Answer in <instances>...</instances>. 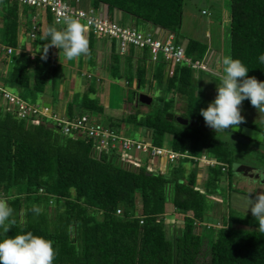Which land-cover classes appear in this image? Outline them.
I'll use <instances>...</instances> for the list:
<instances>
[{"label":"trees","instance_id":"obj_1","mask_svg":"<svg viewBox=\"0 0 264 264\" xmlns=\"http://www.w3.org/2000/svg\"><path fill=\"white\" fill-rule=\"evenodd\" d=\"M84 1L90 5L85 6ZM184 4L185 0H80L83 8L92 6L124 26L158 29V34L150 32L156 37L162 31L173 34L175 43L185 46L188 58L202 61L208 45L196 39L184 42L180 32ZM31 10L35 12L0 1V43L22 50L0 58L7 66L0 85L25 100L46 94L49 84L55 91L57 77L56 68H51L53 47L47 59L41 58L43 45L50 43L40 32L41 22L29 48L20 45L21 28L27 33L31 29ZM119 12L123 20L115 17ZM22 17L28 20L23 22ZM46 20L48 29L54 23L50 11ZM229 38L230 57L247 67L249 77L264 82V64L258 59L264 54V0H230ZM96 43L91 35L89 62ZM110 75L132 90L130 102L142 87L152 90L158 85L162 94L157 103L153 99L146 105L148 112L141 113L139 107L145 104L138 103L126 117L115 118L105 116L106 108L99 97H92L96 91L91 87L67 103V118L89 116L91 124L100 123L124 137L132 127L145 132L144 141L162 147L169 139L174 151L188 155L179 158L176 162L180 164L171 171L168 164L174 162H167L163 171L150 172L147 159L139 167L124 163L113 151H99L87 135L64 133L51 118L39 116L35 124L28 123L5 106L0 91V198L7 200L13 209L10 220L16 221L9 224L7 237L31 232L51 240L56 250L53 264H200L205 252L210 264H264V233L256 231L254 217L231 212L220 228L205 224L212 210L209 202L218 204L216 197H220L225 176L230 178L241 162L230 143L207 128L200 115L202 107L209 106V98L203 94L209 87L217 91L219 77L212 70L185 63L172 66L162 56L153 63L148 48L132 46L125 56L112 47ZM179 103L185 104L181 116L188 125L167 119L168 113H178ZM242 104L253 108L249 100ZM243 124L257 127L246 121ZM204 155L215 164L196 161ZM184 163L192 164L189 172ZM202 165L206 167L200 182ZM169 203L182 221L173 230L166 222ZM33 205L41 208L39 216L32 212ZM3 238L0 236V242Z\"/></svg>","mask_w":264,"mask_h":264},{"label":"rangeland","instance_id":"obj_2","mask_svg":"<svg viewBox=\"0 0 264 264\" xmlns=\"http://www.w3.org/2000/svg\"><path fill=\"white\" fill-rule=\"evenodd\" d=\"M8 1L9 0H4L1 2H8ZM135 27L142 32L149 31L155 34V29L152 27H147L141 24H136ZM229 28H230V0H185L183 22H182V27L180 29L181 35L184 38V42H187L190 39H196L208 45L209 49L207 55L202 60V62L206 63L209 69L212 70V73L214 75H217V77H220L223 74L222 59L226 56H230ZM157 37L161 40H164L167 37V35L164 31H162L159 35H157ZM21 42L23 45H28V43H31L28 36L24 34L21 36ZM4 55L5 54L2 53L0 58H2ZM68 70H69L68 68L67 70H65V73L61 75L62 77H60V74H57V76L60 79L59 81L57 80L58 81L57 86L61 85L62 87V84H64L63 87H65L66 91L68 90L71 91V88H73L74 94L77 93L82 94L81 83L84 80L83 77L77 75L75 79L68 78L69 75ZM6 71H7V66L0 62V76L3 77V75L6 74ZM102 76L104 77V79H110V77H108L107 74ZM119 83H122V85L121 86L118 85ZM119 83H117V85L116 83L112 84L111 92L112 91L113 92L109 96V100H108L109 114H106L105 116L111 117L114 116L113 115L114 113H118L119 115L126 117L125 115H127V113H129L130 111H134V107L132 105H127L128 111L125 112L124 98L126 97V100L128 98L130 99L133 96L132 95L133 92L129 87L126 86L125 82L119 81ZM7 89L14 92V90L9 87ZM205 91L206 93H204L203 96L209 98L208 101V105H209L215 100L217 96V91L211 89L210 87L208 89L206 88ZM138 92L143 94H148L151 97H153L154 103H157L156 102L157 97H159L162 94V90L161 88H159L158 85L154 86L152 90L148 89L147 86L142 87ZM165 96H167V94H165ZM93 97H95V95H93ZM96 97H98V95ZM45 98H46L45 94H36L30 97L27 96V101L28 103L36 104L39 107H43V100ZM184 106L185 104L182 103L178 104L179 107L178 113L184 112ZM139 110L141 111V113H146L149 111V107L143 105L139 107ZM240 111L245 121L256 122L254 124L260 126V128L264 130V114H259L257 109L254 107L246 108L243 104H241L240 106ZM92 117L96 118V116L93 115ZM106 119L107 118L104 116L101 117V122L105 124ZM125 133L127 137L133 138L137 141H142L143 139H145L144 138L145 132L134 129L132 127H128V130L125 131ZM217 135L230 143L231 147L235 150L236 157L240 161L254 165L258 164L257 166H259L260 168H264L263 151L252 149L248 145L237 141V139L234 137V134L231 132H227V131L218 132ZM170 143H171L170 140L166 139V143L164 144V146L166 148H169ZM178 164H180V162L178 163L174 162L172 164L171 163L168 164V170L172 169L171 167H177ZM184 165L187 168V172H189L192 168V164L184 163ZM202 166L203 169L199 167V170L201 171L200 182L204 181L203 176L206 165H202ZM163 170L165 169L163 168L162 171ZM224 179L225 180H223L222 182L223 188L219 190L220 197H216L217 199L216 201L218 204L215 206L213 202L212 203L209 202L212 206L211 207L212 210L209 211L205 219V224L215 226L216 228H220L222 226V222H224L222 221V219L227 220V217L231 212L236 213L237 215L242 217H253L250 209L251 206L250 201L251 199H255V196L258 193L264 191V184L261 185L258 182L255 183L253 181L252 182L248 181L245 178L238 175L234 170L231 173L230 178L226 175ZM262 183H264V179L262 180ZM166 222L170 225L168 226V229L171 230H173L174 227L178 228L182 225V221L177 218V214L174 212L173 206L170 203L168 204V215L166 216ZM199 263L210 264V256L207 252H205L201 256Z\"/></svg>","mask_w":264,"mask_h":264},{"label":"built area","instance_id":"obj_3","mask_svg":"<svg viewBox=\"0 0 264 264\" xmlns=\"http://www.w3.org/2000/svg\"><path fill=\"white\" fill-rule=\"evenodd\" d=\"M4 1V0H0ZM11 3L18 4L21 8L28 7L35 12H30L28 19L31 21V29L28 31V38L33 41L39 33L40 13L50 11L54 23L68 15L72 18L79 19L85 26L86 30L93 35L97 40L107 43L112 49L114 47L117 53L125 56L129 48L137 49L148 48L150 50V58L153 63L160 60L161 56L164 60L173 64L185 63L195 69L210 71L206 63L202 61L193 62L186 56L185 46L175 43V36L168 35L164 40L158 39L150 32H142L135 26H124L116 19H110L99 13L97 9L90 6L83 8L80 5V0H76L75 4L71 0H9ZM56 24V23H55ZM57 25H63L59 23ZM20 49L6 47L0 43V55L5 54L10 56L13 52L20 53ZM31 59H35V54L31 53ZM172 69L170 74H172ZM135 88L137 84H134ZM2 98L8 109L15 110L16 114L25 118L28 123L35 124L38 122L39 116H45L54 120L64 133L79 132L87 135L97 143L99 151H113L124 163H129L134 166H141L142 161L147 159V169L150 172L161 171L165 169L167 162H176L181 157H186L188 153H180L174 151L171 146H155L148 141H136L130 138L119 135L113 129L108 128L100 123L91 124L89 116H83L80 119L69 120L62 118L55 113H51L46 106L39 107L36 104L28 103L27 100L20 97L18 94L11 92L7 88H2ZM134 151V152H133ZM202 164H215L210 161L206 155L201 158H195Z\"/></svg>","mask_w":264,"mask_h":264},{"label":"clouds","instance_id":"obj_4","mask_svg":"<svg viewBox=\"0 0 264 264\" xmlns=\"http://www.w3.org/2000/svg\"><path fill=\"white\" fill-rule=\"evenodd\" d=\"M55 23H63L64 28L59 30L54 24L47 29L46 36L50 38V43L43 45L42 59H47L48 50L52 47L59 49L60 54L69 61L89 54L86 28L79 19L65 15ZM258 59L264 64V54ZM222 65L223 74L219 77L217 96L206 110H200L206 125L217 133L245 122L240 111L245 100H249L259 114H264V82L249 77L247 67L239 59L226 56L222 59ZM260 143L264 144V139H260ZM250 203L252 216L258 221L256 231L264 233V191L258 193ZM32 212L39 216L41 208L33 205ZM12 216L13 209L6 199L0 198V236L5 237L0 242V264H53L56 250L51 240L31 232L14 238L7 237L11 229L9 224L16 223L14 219L10 220Z\"/></svg>","mask_w":264,"mask_h":264},{"label":"crops","instance_id":"obj_5","mask_svg":"<svg viewBox=\"0 0 264 264\" xmlns=\"http://www.w3.org/2000/svg\"><path fill=\"white\" fill-rule=\"evenodd\" d=\"M73 4H75L74 0ZM85 6H89L90 2L84 1ZM40 21H41V26H40V32L42 36L45 37L46 31H47V20H46V13H40ZM115 17L119 20L122 19V14L119 12L115 14ZM28 20L25 17H22V21L26 22ZM123 20V19H122ZM121 22V21H120ZM55 23H53L54 25ZM133 25V23L128 22L127 25ZM55 26L59 30H63L64 25H57ZM24 28V27H23ZM21 28V33L19 37V42L20 45L23 46L21 42V36L27 35V32H24V29ZM158 29L155 30V33L158 34ZM88 41L91 36V34L86 30L85 33ZM30 43L26 45L27 48H29ZM96 49L93 54V59L92 62H89V54L87 56H81L77 59L74 60H67L62 53L60 54V50L53 47V55L51 58V68L52 66L56 68L57 74L63 75L65 73V70H68V78H73L75 79L77 75H80L83 77L82 85H81V93L85 94L88 92V90L92 87L96 91L95 97L98 95L100 98L101 102L104 104L106 108V114H109V108H108V100L109 96L112 94L111 89H112V84L119 83V81L123 80H112L111 75H110V67H111V49L107 43L103 44V42L97 40L96 44ZM21 48V47H20ZM82 60V61H81ZM92 63V64H91ZM94 63V65H93ZM59 69V70H58ZM91 69V70H90ZM56 74V75H57ZM107 74L110 79H104L102 75ZM58 77V76H57ZM56 77V82H55V91L53 89V85L49 84L47 88V92L45 94L46 98L43 100V106L46 105V107L50 108L52 110V113L57 114L58 116L62 118H67L66 114V105L70 101H72L73 97L75 96L73 92V88H71V91L68 90L66 91L65 87H63L64 84L57 86V82L60 80L59 77ZM58 80V81H57ZM96 82V84H95ZM61 84V83H60ZM124 84V83H123ZM118 85H122V83H119ZM125 86V85H123ZM116 90V89H115ZM110 92V93H109ZM66 93V94H65ZM101 95V96H100ZM127 95V94H125ZM53 96L55 98H53ZM93 97V95H92ZM124 108L125 112L128 111L127 105H132L137 106L135 103V100L133 102L126 100V97L124 98ZM55 101V102H54ZM115 118H121L123 117L122 115H119L118 113L113 114ZM111 116V115H109Z\"/></svg>","mask_w":264,"mask_h":264},{"label":"water","instance_id":"obj_6","mask_svg":"<svg viewBox=\"0 0 264 264\" xmlns=\"http://www.w3.org/2000/svg\"><path fill=\"white\" fill-rule=\"evenodd\" d=\"M135 103L138 105V103H142L145 105H150L153 102V97L147 94L139 93L134 98ZM46 106V105H44ZM202 109H207V106L202 107ZM167 119L172 121L174 120V115L172 113L167 114ZM176 121L183 125H188L189 121L183 117H177ZM228 131H231L233 133L238 134L236 139L237 141L250 145L253 149L258 151L264 152V144L260 143V139H264V134L256 129H253L249 126H242L241 124L238 126H230ZM234 170L237 173H244L245 175H248L249 173H253V168L249 166H245L243 164H237L234 166ZM253 174L251 175V177ZM259 174L257 175V177Z\"/></svg>","mask_w":264,"mask_h":264},{"label":"flooded vegetation","instance_id":"obj_7","mask_svg":"<svg viewBox=\"0 0 264 264\" xmlns=\"http://www.w3.org/2000/svg\"><path fill=\"white\" fill-rule=\"evenodd\" d=\"M181 114L182 113H174L173 114L174 115V120H176L177 117H182ZM246 122L250 123V124L256 123V122H251V121H246ZM241 125L244 126L245 124L242 123ZM246 126H248V125H246ZM249 127L253 128V129H256V130H259V131H261L264 134V130L262 128H260V126H258V125H257V127H253V125L252 126L249 125ZM207 128L211 129L210 127H207ZM237 135L238 134L234 133V137L235 138L237 137ZM248 146L251 147L250 145H248ZM260 155H262V154H260ZM237 164H243L245 166H249V167L253 168V173H249L248 175H245L244 173H239V174L237 173L238 175H240L241 177L245 178L248 181H251V182L253 181L255 183L258 182L261 185L264 184V183H262V180L264 179V168H260L259 166H257L258 164L254 165V164H249L247 162H242V161L237 163ZM252 174H253V176L251 177ZM258 174H259V176L257 177Z\"/></svg>","mask_w":264,"mask_h":264}]
</instances>
